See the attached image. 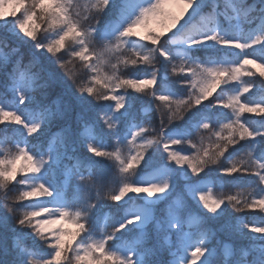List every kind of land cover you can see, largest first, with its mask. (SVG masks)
Returning a JSON list of instances; mask_svg holds the SVG:
<instances>
[{
    "label": "snow or ice",
    "instance_id": "1",
    "mask_svg": "<svg viewBox=\"0 0 264 264\" xmlns=\"http://www.w3.org/2000/svg\"><path fill=\"white\" fill-rule=\"evenodd\" d=\"M0 264H264V0H0Z\"/></svg>",
    "mask_w": 264,
    "mask_h": 264
}]
</instances>
